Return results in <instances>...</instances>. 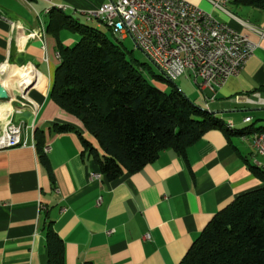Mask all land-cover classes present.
Listing matches in <instances>:
<instances>
[{"label":"crops","instance_id":"crops-1","mask_svg":"<svg viewBox=\"0 0 264 264\" xmlns=\"http://www.w3.org/2000/svg\"><path fill=\"white\" fill-rule=\"evenodd\" d=\"M109 1L0 0V83L5 73L32 66L48 86L38 107L14 115L27 126L25 146L0 151V264H49L45 228L50 223L65 245V264H180L220 211L264 187L253 171L264 172V158L253 145L264 127V91H259L264 39L253 30H264V8L239 0H185L258 44L242 73L216 94L189 81L193 90L187 97L223 121V130L208 132L185 157L167 150L141 171L111 181L78 134L55 132L57 126H72L98 149L82 123L50 96L61 63L59 44L72 48L81 41L66 30L48 31L50 14L60 11L51 6H65L62 13L102 33L106 25L80 13ZM42 28L43 42L30 38ZM102 34L111 38L108 31ZM16 106L13 102L11 113L0 117V134ZM225 129L233 134L227 137ZM36 132L44 136L52 176L37 150Z\"/></svg>","mask_w":264,"mask_h":264},{"label":"trees","instance_id":"trees-1","mask_svg":"<svg viewBox=\"0 0 264 264\" xmlns=\"http://www.w3.org/2000/svg\"><path fill=\"white\" fill-rule=\"evenodd\" d=\"M239 2L264 8L263 0ZM63 30L78 34L81 41L72 48L59 44L61 63L50 96L82 123L98 149L72 126H57L55 132L78 134L109 181L141 171L167 150L185 157L187 149L208 132L224 129L223 121L197 106L173 82L163 76H155L154 82L146 79L143 68L112 38L61 11H52L48 31L56 35ZM163 82L174 87L167 90ZM224 132L227 137L233 134ZM262 133L264 127L257 134ZM35 138L52 176L44 136L36 132ZM253 171L264 181V172ZM45 239L49 264H65V245L52 223L45 228ZM180 264H264V187L220 211Z\"/></svg>","mask_w":264,"mask_h":264},{"label":"built area","instance_id":"built-area-1","mask_svg":"<svg viewBox=\"0 0 264 264\" xmlns=\"http://www.w3.org/2000/svg\"><path fill=\"white\" fill-rule=\"evenodd\" d=\"M43 1L51 3V0ZM212 3L226 12L218 2ZM80 14L90 22H100L111 31H119L120 41L131 38L136 49L169 78L175 81L186 78L214 94L229 78L242 73L258 49V44L247 36L185 0H111L97 10ZM253 30L264 39V30ZM30 38L43 42V28L40 34L33 33ZM19 113L14 112L7 119L0 134V147L9 143V149H14L15 140H23L20 128L26 125L14 118ZM251 121V118L245 120ZM253 145L264 158L263 133L255 135ZM113 233V230L107 232Z\"/></svg>","mask_w":264,"mask_h":264},{"label":"bare ground","instance_id":"bare-ground-1","mask_svg":"<svg viewBox=\"0 0 264 264\" xmlns=\"http://www.w3.org/2000/svg\"><path fill=\"white\" fill-rule=\"evenodd\" d=\"M51 7L57 8L60 11H66L67 9L65 6L54 4H52ZM51 9L47 10V13H49ZM112 33L118 40H120L119 31H112ZM1 70L7 71L8 69L3 67ZM162 76L170 82H175V80L169 78L168 74H165L164 72H162ZM2 85L6 88L8 93H10V99L4 103H0V117L10 114L13 109V102H16L19 98L27 99L28 101H31L35 107H38L42 102L47 90L46 78L32 66L9 71V76L5 81H3ZM26 130L27 126L20 128L21 138L24 137ZM19 147H23V140H15V148ZM3 150H9V143H2L0 151Z\"/></svg>","mask_w":264,"mask_h":264},{"label":"rangeland","instance_id":"rangeland-1","mask_svg":"<svg viewBox=\"0 0 264 264\" xmlns=\"http://www.w3.org/2000/svg\"><path fill=\"white\" fill-rule=\"evenodd\" d=\"M107 31L110 33V36L112 38V33L110 29H108V27L105 26V28L102 29V33H107ZM113 40L119 44V46L125 51L126 54H128V56H130V58L136 60L137 64L141 66V68H143V72H144L146 79H148L151 82H154L153 79H155V76L156 77L162 76V72L159 70V68H157L147 58V56L144 53H142L139 49H136L134 42L131 38H127L126 40L122 42L119 40H116L114 37H113ZM8 76H9V73H5L3 80L5 81L8 78ZM163 84L167 87V90H171L174 87L173 86L174 84L176 87L180 88L181 91L186 96H189L190 91L193 90V85L185 78H180L177 81L173 82V84L167 83V82H163ZM15 104H17L14 110L15 112L35 106L31 101H28L27 99H24V98H19L15 102Z\"/></svg>","mask_w":264,"mask_h":264},{"label":"water","instance_id":"water-1","mask_svg":"<svg viewBox=\"0 0 264 264\" xmlns=\"http://www.w3.org/2000/svg\"><path fill=\"white\" fill-rule=\"evenodd\" d=\"M10 99V95L6 88L0 83V100L8 101Z\"/></svg>","mask_w":264,"mask_h":264}]
</instances>
